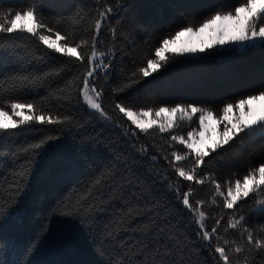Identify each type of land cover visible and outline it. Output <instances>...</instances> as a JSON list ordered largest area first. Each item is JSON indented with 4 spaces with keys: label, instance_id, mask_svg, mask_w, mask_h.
I'll return each mask as SVG.
<instances>
[{
    "label": "trees",
    "instance_id": "16d2710c",
    "mask_svg": "<svg viewBox=\"0 0 264 264\" xmlns=\"http://www.w3.org/2000/svg\"><path fill=\"white\" fill-rule=\"evenodd\" d=\"M240 2L0 0V13L35 7L43 23L67 36L61 45L87 41L77 49L85 57L80 63L30 34L0 35V106L33 102L37 112L64 121L22 125L0 138V264H224L216 245L225 247L229 264H264V185L227 209L213 183L226 193L264 164V132L245 129L209 150L196 168L205 180L198 184L176 175L172 152L186 157L175 162L185 170L192 169L194 152L170 137L187 139L199 128V114L192 122L178 116L167 132L153 126L144 133L116 108L154 112L194 105L220 117L227 104L264 92L260 46L166 53L167 63L150 76L139 72L163 38ZM109 7L95 49L98 59L106 53L108 67L97 66L90 78L105 116L88 107L81 88L96 21ZM176 188L181 194L192 189L190 203L204 202L200 210L209 230L220 221L211 247ZM237 220L236 228L228 227ZM249 233L261 247L247 242Z\"/></svg>",
    "mask_w": 264,
    "mask_h": 264
},
{
    "label": "snow or ice",
    "instance_id": "6c2138e0",
    "mask_svg": "<svg viewBox=\"0 0 264 264\" xmlns=\"http://www.w3.org/2000/svg\"><path fill=\"white\" fill-rule=\"evenodd\" d=\"M112 11L109 7L99 13L100 19L95 24V34L92 37L91 55L87 58V71L84 73L81 92L87 105L91 109L99 111L106 116L101 103L98 102L100 92H98L94 85L90 84V78H94V73L97 71V66L104 64L102 57L106 53L99 54L100 59L97 58L96 52V37L99 34L101 22ZM44 30L48 33H55L56 39L53 40L51 36L44 34ZM16 33L30 34L32 37H38L44 45L49 49H53L57 53L75 57L80 63H85V57L77 49L86 44L87 41H80L69 46L67 43L61 45L58 41H66L68 38L47 24L39 18V14L35 7H28L24 10L15 12L0 13V35H12ZM209 35L210 40L201 41L199 44H194L189 41H182L186 36H204ZM228 45L232 50H237L243 47L248 50L249 47H264V0H241V2L228 12H216L210 17L205 18L198 26H185L177 30L173 35L162 39L160 45L154 50L153 58L146 61V66L139 69L143 77L150 76L153 72L161 67L162 62L167 63L168 56H185L202 53L205 49L213 47H224ZM136 73H133L135 76ZM95 94L96 99L89 94V90ZM258 106V107H257ZM116 108L123 114L132 125L140 129L141 132L147 133L154 125L158 127L160 132H167L173 128L177 116L181 119L187 118L191 120L193 116L198 115L199 130L193 129L187 133V139L184 136L172 135V141H179L189 150V154L194 152V165L191 170H185L184 167H176L175 162L185 159V156L177 155L172 152L173 164L176 175L183 178L185 181H194L198 184L205 183L204 178L198 177L196 168L204 163V158L207 157L209 149L215 152L218 147L227 145L229 141L239 132L245 129L256 128L264 132V92L258 95H251L247 98L240 99L235 104L229 103L222 109V116L217 117L212 111L205 110L194 105L190 106H174V107H159L153 112L152 109L147 110H133L121 104H117ZM233 117L235 122H233ZM19 118V119H16ZM223 124V131L220 132V139L214 140L211 136L205 140V133L209 131V122ZM39 122L42 124H59L61 121L58 117L44 112H37L36 106L33 102L10 101L7 107L0 106V138H8L14 135L12 131L22 125ZM37 147H39L37 145ZM152 159H156L155 156ZM167 159V157H165ZM217 194L223 197L224 207L233 209L237 202L247 198L251 192H255L259 186L264 185V164H261L256 169L245 175L243 179H237L234 186L230 185L225 191H222L221 184L213 181ZM180 197L181 203L194 216L198 217L196 222L199 225L200 236L203 240L209 242L211 247V240L217 234L220 221L217 220L216 226L210 230L204 223L205 212L201 211L203 201L196 200L195 203H190V195L192 189L188 188L182 194L179 188L174 190ZM215 203V201H213ZM264 211V209H262ZM242 219V218H241ZM240 223L237 220L235 223L229 222L228 227L236 228ZM244 231H248L247 228ZM247 242L259 248L262 246L261 242L254 241L251 233L247 236ZM227 243V241L225 242ZM237 253L242 251L241 248L235 249ZM214 252L219 254V259L223 260L224 264H229V256L223 246L216 245Z\"/></svg>",
    "mask_w": 264,
    "mask_h": 264
},
{
    "label": "rangeland",
    "instance_id": "374dc122",
    "mask_svg": "<svg viewBox=\"0 0 264 264\" xmlns=\"http://www.w3.org/2000/svg\"><path fill=\"white\" fill-rule=\"evenodd\" d=\"M52 39L55 40L56 38H52ZM189 40L191 42H193L194 44H199L201 41H205V42L209 41L210 40V36L206 34L204 36H186V37L182 38V41H189ZM58 43L61 44L60 41H58ZM89 94L92 95L94 99H96V96H95L94 93L91 92V89L89 90ZM98 102H99V99H98ZM88 107L90 108V106H88ZM91 110L94 111V112H99L97 110H93V109H91ZM178 116H177V118H178ZM16 119H19V118H16ZM189 122H192V121L189 120ZM233 122H235L234 117H233ZM154 126H156V125H154ZM192 130L193 129H191V131ZM196 130H199V128L196 129ZM222 131H223V124L222 123L218 124L215 121L209 122V131L205 133V140L207 141L209 136H211L214 140H219L220 139V135L219 134Z\"/></svg>",
    "mask_w": 264,
    "mask_h": 264
}]
</instances>
